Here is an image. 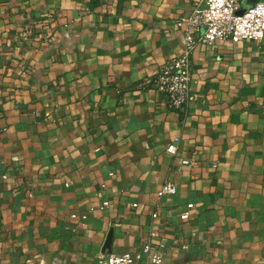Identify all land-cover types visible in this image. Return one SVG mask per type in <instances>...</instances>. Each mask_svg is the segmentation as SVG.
<instances>
[{
  "label": "crops",
  "instance_id": "0c3cea01",
  "mask_svg": "<svg viewBox=\"0 0 264 264\" xmlns=\"http://www.w3.org/2000/svg\"><path fill=\"white\" fill-rule=\"evenodd\" d=\"M200 1L0 0V264H95L111 228L115 252L154 230L168 264H264V40L198 43L184 108L154 81Z\"/></svg>",
  "mask_w": 264,
  "mask_h": 264
},
{
  "label": "built area",
  "instance_id": "2783aa9c",
  "mask_svg": "<svg viewBox=\"0 0 264 264\" xmlns=\"http://www.w3.org/2000/svg\"><path fill=\"white\" fill-rule=\"evenodd\" d=\"M93 1L85 0L86 11L91 10ZM241 7L242 0H201L189 13L177 18L176 24L182 28L184 34L182 51L167 60L154 79L157 88L167 95L170 107L184 108L192 98V52L198 43L212 44L218 39L227 38L235 42L241 39L264 40V0L256 1L246 11L239 13ZM179 139L177 136L168 144L169 152L178 151ZM189 162L187 158L183 160V163ZM176 192V183L165 180L157 194L162 197ZM109 204L110 199H104L99 208H107ZM133 205L136 206L137 202ZM193 207L194 203L189 202L181 216L188 218ZM157 214V211L152 213L153 216ZM72 216L86 218L88 213H72ZM155 235L156 232L151 230L139 250L105 251L98 256L95 264H168L164 252L154 245Z\"/></svg>",
  "mask_w": 264,
  "mask_h": 264
},
{
  "label": "water",
  "instance_id": "95a60500",
  "mask_svg": "<svg viewBox=\"0 0 264 264\" xmlns=\"http://www.w3.org/2000/svg\"><path fill=\"white\" fill-rule=\"evenodd\" d=\"M258 0H243L242 7L238 10L239 13L246 11L251 5ZM113 228L107 234L103 249L107 252H112ZM141 264V263H137Z\"/></svg>",
  "mask_w": 264,
  "mask_h": 264
}]
</instances>
